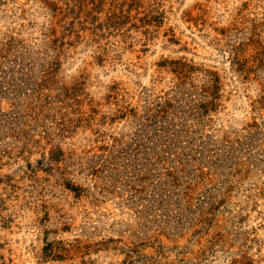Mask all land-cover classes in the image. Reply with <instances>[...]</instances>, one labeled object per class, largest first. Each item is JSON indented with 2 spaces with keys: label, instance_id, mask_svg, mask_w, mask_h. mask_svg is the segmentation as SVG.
<instances>
[{
  "label": "rangeland",
  "instance_id": "1",
  "mask_svg": "<svg viewBox=\"0 0 264 264\" xmlns=\"http://www.w3.org/2000/svg\"><path fill=\"white\" fill-rule=\"evenodd\" d=\"M0 264H264V0H0Z\"/></svg>",
  "mask_w": 264,
  "mask_h": 264
}]
</instances>
